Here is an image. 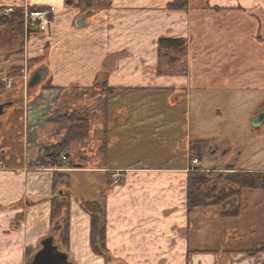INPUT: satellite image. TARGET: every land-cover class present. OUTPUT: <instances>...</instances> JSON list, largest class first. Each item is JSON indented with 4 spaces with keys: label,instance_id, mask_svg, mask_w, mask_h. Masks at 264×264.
Returning <instances> with one entry per match:
<instances>
[{
    "label": "crops",
    "instance_id": "1",
    "mask_svg": "<svg viewBox=\"0 0 264 264\" xmlns=\"http://www.w3.org/2000/svg\"><path fill=\"white\" fill-rule=\"evenodd\" d=\"M174 1L96 0L98 7L83 14L86 7L77 8L75 0H34L32 6L57 7L51 30L31 39V58L47 69L46 85L53 89L44 88L41 95L56 103L60 94L55 91L72 86L94 89L101 80L117 90L116 97H148L173 89V96L200 95L207 104L224 98L228 103L216 109L220 119L224 110L243 116L254 103L262 110L264 0H189L187 11L170 9ZM17 3L9 0L3 7ZM161 40L188 43L189 78H173L166 70L159 75ZM141 107L144 117L148 109ZM128 108L109 105V125L101 127L99 138L94 134L100 144L94 170L89 162H73L69 156L71 168L65 170V164L59 170L41 151L32 165L22 159L0 162V264L29 263L51 236L73 264H264V191L243 190L238 200L225 206L229 213L240 206V215H223L218 230L213 221L198 225L200 211L188 210L182 173L166 172L159 168L162 165L155 169L149 162V143L144 146L132 137L143 136L150 127L170 128L167 121L155 119L150 126L149 119H130ZM64 136L60 133V140ZM44 143L52 146L58 140ZM259 150L244 167L247 174L264 175V163L257 161L259 153L264 155V143ZM115 172H121L122 183L106 178ZM58 173L74 177L68 244H63L60 228L52 221ZM88 175L98 177V186L90 184ZM108 180L110 186L102 194L107 254L100 256L91 245V217L82 201L92 192L99 195ZM218 232L222 234L217 250L205 248ZM205 234V241H199L198 235Z\"/></svg>",
    "mask_w": 264,
    "mask_h": 264
},
{
    "label": "rangeland",
    "instance_id": "2",
    "mask_svg": "<svg viewBox=\"0 0 264 264\" xmlns=\"http://www.w3.org/2000/svg\"><path fill=\"white\" fill-rule=\"evenodd\" d=\"M8 1L0 0V11L2 10L0 16L2 17H9L13 14L5 16V9L10 7H3V5L5 6ZM17 1L18 3L14 4L12 8L15 9L14 11H18L20 17L14 22L9 21L0 26V84L3 85L0 87V103H12V106L6 107L5 114L0 116V124L2 125L0 130V162L6 164V162L22 159L23 162L27 161V163L33 164L37 152L39 154L40 151L44 157L45 141H53L57 138L58 142H60V133L64 132L65 136H67L71 131L74 124L67 120L70 116L72 119L87 121L88 124L86 125H88L89 134L84 130L81 133L86 136L88 134V140L86 145L74 143L70 146L65 154L62 155L67 158V161L63 162L59 159L56 167L61 170L66 164L65 170H68L73 163L70 162L67 154L71 155L73 162H76L79 159L78 157L84 154L89 158L88 166L94 170L96 167L95 157H98V153H100L98 152L100 144L95 142L94 134H98L97 138H99V135L101 136V127L109 125L110 104L119 107L127 106L131 113L130 119L139 121L149 119L150 126L155 123V119L162 118L167 121V126L170 128L150 127L149 131L143 136H133L132 134V137L140 139L138 142H144V146L146 145L145 141L149 143V162L153 163L152 165L155 169L156 166L162 165L159 168L166 172H169L168 169L170 171L176 169V172L182 173L186 180V196L184 200L186 199L187 205L190 175L202 173L210 179V181L206 180V182L208 181L207 185L202 190L207 194L209 193L208 191L213 189L216 192H212L208 196L209 198L206 200L208 206L195 209V211H200L199 215H197L198 225L213 221V224L215 223L214 228H217V230L221 228L223 215L228 216L233 213V211L230 213L229 211L226 212L225 209V206L229 203L226 202L225 194L229 187L227 183H224V180L227 175H233L232 177L235 174L237 175V173L241 174V176L248 175L249 173L244 174L246 173L244 167L252 164L251 158L260 151L259 147L264 143V126L256 130L251 127V121L255 115L259 114L261 107L254 103L253 106L245 111L243 116L225 112L224 110L222 119H220L216 117V109L222 108L223 105L228 103L224 98H216L207 104L204 101L205 97L200 95L192 94L190 96L189 93H181V95L173 96L171 95V92L174 91L173 89L167 90L165 93L162 92L160 95L151 93L148 97H127L123 94H119L116 97V94H110L108 86L101 80L93 90H88L89 92L83 88L72 86L55 91L56 94L54 95L60 94L56 103L54 98L47 97L45 99L41 92L45 90L44 86L48 83L47 73L43 82L35 89L29 91L27 88L33 74L39 68H42L38 61L31 58L33 57L31 48L33 41L31 39L51 30L57 7L43 8L32 6L31 3L34 0L31 2L29 0ZM79 1L75 0L74 2L77 8L79 7ZM87 1L93 2V0ZM97 7L96 3L88 4L83 14L91 12ZM32 12H47L48 15L50 14L48 19L51 21V25L47 31L40 32L39 30L30 31L26 29V22L30 20L28 14ZM187 45L188 43L185 42V46H183L181 51L177 50L175 53L168 49L161 50L159 48L161 59L159 63L161 74L159 75H162L166 70L167 74L173 76V78H179V80L189 78L190 60ZM185 80L183 79L181 82L183 83ZM175 86L185 88V86L179 84ZM50 90L53 91V89ZM179 90L181 91L182 89ZM113 98L116 99L110 101ZM125 98H127L126 102L124 101ZM142 105L144 107L143 110L148 109L144 112V117H142L141 112ZM56 109H59L63 116L51 120L53 124H47V119L54 115ZM64 118L65 120H63ZM170 123H178V125L173 127ZM189 125L191 126L190 129L187 128ZM229 125H231L230 128L232 129L228 128ZM52 129H56V131L53 132L51 131ZM35 139L38 141L37 143L34 141ZM134 142L132 141L131 143ZM32 153L34 154L32 155ZM34 155L36 156L33 158ZM145 156L147 157V155ZM259 160L264 163L263 154L259 153L257 161ZM97 162L99 163L100 161L98 160ZM227 166H234L235 169L228 172L226 170ZM76 171L73 172L77 173ZM104 177L102 176L101 178L103 179ZM263 177L264 175L260 173H250L249 177H246V183L252 184L257 181L258 185L263 186ZM89 178L93 180L98 177L89 175ZM106 178L111 179L113 184H120L124 181L121 172H115ZM246 191L251 190L247 189ZM97 202L104 206V196L100 195ZM231 202H234V200H231ZM221 234L218 232L214 237H211L212 245L205 248L217 250L218 244L221 243ZM198 236L200 237L199 241H205L206 234L204 237Z\"/></svg>",
    "mask_w": 264,
    "mask_h": 264
},
{
    "label": "trees",
    "instance_id": "3",
    "mask_svg": "<svg viewBox=\"0 0 264 264\" xmlns=\"http://www.w3.org/2000/svg\"><path fill=\"white\" fill-rule=\"evenodd\" d=\"M92 2V1H91ZM87 0H80L78 2L79 7H87L88 4L96 3V0H93L91 3ZM189 8V2L188 0H175L174 3L170 6V9L172 10H180L185 11ZM44 10V9H42ZM2 11V10H1ZM0 11V12H1ZM13 13V14H12ZM11 16L9 17H2L0 16V26L8 23L9 21L14 22L17 18L20 17V14L18 11L12 12ZM185 46V41L183 40H161L159 43V48L161 50H171V52L175 53L177 50L181 51V49ZM3 86L0 84V87ZM46 90L52 89L49 85L45 86ZM89 90H93L89 89ZM88 91V90H87ZM110 94H115L117 90L109 89ZM89 92V91H88ZM65 120V118L63 119ZM67 120H69L70 124L73 125L71 131L67 136H64V138L52 145V146H46L45 147V156L47 159L50 160V162L53 165L58 164V160L60 157L65 154L66 150L70 148L74 143H78L82 145H86V142L88 140V124L86 120L81 119H72V117H68ZM65 123V122H64ZM87 132V136L81 133V131ZM69 157H71L70 154H67ZM81 161L89 162V158L87 155L81 154L79 157ZM61 165V164H60ZM229 174V173H228ZM247 174V173H244ZM233 175H227L226 179L224 180V183L228 184V191L226 194V202H231V200H238L241 197V193L243 190H255L260 189L264 190V185H258L257 181H254V183L249 184L246 183V177H249L248 175H243L237 173L234 177ZM254 177V175H253ZM256 179V178H255ZM87 180L90 181L91 185H96L94 179L91 180L89 178V175L87 176ZM110 180V179H109ZM108 180V182H109ZM206 180L210 181L206 175L202 173H196L191 174L188 181V210L192 212L193 210L197 208H202L205 206H208L206 203V200L209 198L210 194L212 192H216L215 189L208 191L209 193H205L203 189L204 186L207 185ZM264 180V177H263ZM74 182V177L68 173H58L54 177V188L56 190V197L53 200L52 203V221L53 224L60 228V233L62 237L63 244H68V237H69V231H68V213L70 210L71 205V199L73 197V193L71 192V187ZM93 185V186H94ZM110 183H107L105 185V188L102 189L97 195V193L92 192L93 196L88 201H82V207L83 209L90 215L91 217V245L93 248V251L100 255V256H106L107 254V248H106V220H105V208L104 206L100 205V203L97 202L99 199V196L102 195L107 189L106 187H109ZM59 189V190H58ZM240 215V206L236 208L232 214H230V218L238 217Z\"/></svg>",
    "mask_w": 264,
    "mask_h": 264
},
{
    "label": "water",
    "instance_id": "4",
    "mask_svg": "<svg viewBox=\"0 0 264 264\" xmlns=\"http://www.w3.org/2000/svg\"><path fill=\"white\" fill-rule=\"evenodd\" d=\"M83 23V22H82ZM47 73L46 68L38 69L33 76L31 77L27 88L29 91L35 89L38 85H40ZM12 103L1 104L0 105V116L5 114V109L8 106H11ZM63 116L61 111H56L55 115L50 118V120L56 119L58 117ZM264 125V108L260 111V113L253 118L251 121L252 129L256 130L261 128ZM2 125L0 124V130ZM234 166H227L226 170L229 172L234 170ZM27 264H73L69 261V256L62 252L59 247L55 244V238L53 236L48 237L42 242V249L37 252L31 261Z\"/></svg>",
    "mask_w": 264,
    "mask_h": 264
},
{
    "label": "built area",
    "instance_id": "5",
    "mask_svg": "<svg viewBox=\"0 0 264 264\" xmlns=\"http://www.w3.org/2000/svg\"><path fill=\"white\" fill-rule=\"evenodd\" d=\"M15 9L10 7L9 9H5V16L10 15L14 12ZM28 16L30 20L26 22V29L30 31H37L45 32L51 25V21L48 19L50 14L48 15L47 12H32L29 13ZM66 162L67 158L65 156L60 157V161Z\"/></svg>",
    "mask_w": 264,
    "mask_h": 264
},
{
    "label": "flooded vegetation",
    "instance_id": "6",
    "mask_svg": "<svg viewBox=\"0 0 264 264\" xmlns=\"http://www.w3.org/2000/svg\"><path fill=\"white\" fill-rule=\"evenodd\" d=\"M8 103H11V102H8ZM1 104H2V103H0V105H1ZM4 104H6V103H4ZM11 106H12V105H11ZM6 109H7V108H6ZM58 110H59V109H56V110H55V113H56V111H58ZM55 113H54V115H55ZM54 115H53V116H54ZM53 116H51V117H53Z\"/></svg>",
    "mask_w": 264,
    "mask_h": 264
}]
</instances>
